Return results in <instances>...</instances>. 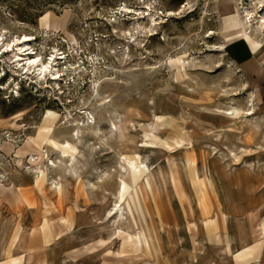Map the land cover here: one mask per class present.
<instances>
[{"label": "rangeland", "instance_id": "rangeland-1", "mask_svg": "<svg viewBox=\"0 0 264 264\" xmlns=\"http://www.w3.org/2000/svg\"><path fill=\"white\" fill-rule=\"evenodd\" d=\"M259 17L264 0H0V264H264Z\"/></svg>", "mask_w": 264, "mask_h": 264}, {"label": "bare ground", "instance_id": "bare-ground-1", "mask_svg": "<svg viewBox=\"0 0 264 264\" xmlns=\"http://www.w3.org/2000/svg\"><path fill=\"white\" fill-rule=\"evenodd\" d=\"M151 17H152V15H151ZM151 23L152 24H155V21H154V19L153 18H151ZM258 23H259V28H261V27H264V26H262V25H264V17H259V21H258ZM249 29V28H248ZM262 29V28H261ZM249 31V30H248ZM255 32V31H254ZM257 32L260 34V30H257ZM257 32L255 33V35L257 36L258 34H257ZM262 34H264V33H262ZM254 35V34H253ZM29 38V37H28ZM28 38H27V36L26 35H24L23 36V41H27L28 40ZM24 44H25V42H24ZM16 56L18 57L19 56V54H16ZM35 61H37V59L36 60H32V62H35ZM32 62H30V63H32ZM27 69H30L31 67H26ZM37 71L38 72H43L44 71V69L46 68V66H44V65H42V64H37ZM248 110H250V109H248ZM226 111V110H225ZM241 113V111L239 110V109H236V108H231L230 109V112L229 113H227V114H229V117L230 118H232V119H234V118H237L238 116H239V114ZM252 112H250V113H246V114H251ZM89 122V121H88ZM90 124H86V128L87 129H93V134H94V137H97L98 136V132H97V129L95 128V126H94V122H89ZM78 134V135H77ZM76 134V136L74 137V141L76 142V143H80L81 142V135H79V133H77ZM98 139V138H97ZM87 145H88V147L90 146V144H89V142L87 143ZM64 155V153H61V156H63ZM65 156V155H64ZM63 156V157H64ZM67 157V159L70 161V160H73L74 159V156H70V155H67L66 156ZM59 161H60V159H59ZM71 162V161H70ZM51 166H53L54 167V162L53 161H51V164H50ZM70 166V165H69ZM101 181V180H100ZM118 201V200H117ZM117 201H115V204L113 205V208L110 210V213H112V214H115L116 213V215H117V213L118 212H122V209H121V207H120V204H117ZM122 214V213H121ZM111 215V214H110ZM122 216V215H121ZM118 219V218H117Z\"/></svg>", "mask_w": 264, "mask_h": 264}, {"label": "crops", "instance_id": "crops-1", "mask_svg": "<svg viewBox=\"0 0 264 264\" xmlns=\"http://www.w3.org/2000/svg\"><path fill=\"white\" fill-rule=\"evenodd\" d=\"M230 53L233 57L238 59V61L242 62L241 64L243 65L246 71L248 70L247 68L249 64L253 65L254 62H256L255 59L259 60L257 55L250 57V54L246 53V50L243 46H240V48L237 46H233Z\"/></svg>", "mask_w": 264, "mask_h": 264}]
</instances>
